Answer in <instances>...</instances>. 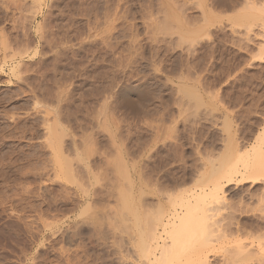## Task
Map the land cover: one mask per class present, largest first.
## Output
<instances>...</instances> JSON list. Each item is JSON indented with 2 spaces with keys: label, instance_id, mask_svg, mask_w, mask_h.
Wrapping results in <instances>:
<instances>
[{
  "label": "rangeland",
  "instance_id": "obj_1",
  "mask_svg": "<svg viewBox=\"0 0 264 264\" xmlns=\"http://www.w3.org/2000/svg\"><path fill=\"white\" fill-rule=\"evenodd\" d=\"M214 1L0 0V264H131L116 196L134 163L177 196L223 177L197 249L264 264V0Z\"/></svg>",
  "mask_w": 264,
  "mask_h": 264
},
{
  "label": "bare ground",
  "instance_id": "obj_2",
  "mask_svg": "<svg viewBox=\"0 0 264 264\" xmlns=\"http://www.w3.org/2000/svg\"><path fill=\"white\" fill-rule=\"evenodd\" d=\"M224 0H216L214 1V3L216 2V4L219 6L222 7V6H225L227 5V7H229L228 3H226L227 1L225 0V3L223 2ZM41 2V1H40ZM39 2V3H40ZM215 4V5H216ZM216 5V7H218ZM225 8V7H223ZM225 10V9H223ZM6 16V15H5ZM191 28V27H190ZM188 30V29H187ZM186 30V31H187ZM182 31V30H181ZM184 31V30H183ZM188 32V31H187ZM194 32V31H193ZM193 34V33H191ZM11 52V51H10ZM8 53V51H7ZM16 54V53H15ZM14 55V54H13ZM12 54L10 56H13ZM15 56V55H14ZM13 56V57H14ZM11 57V58H13ZM16 58V56H15ZM10 59V58H8ZM7 59V60H8ZM6 60V59H5ZM19 64V63H18ZM14 65V64H13ZM21 65V63H20ZM2 68V67H1ZM14 68V66H13ZM19 68V67H18ZM21 68V67H20ZM28 68V67H27ZM16 69V68H15ZM20 72V71H19ZM22 72V71H21ZM20 72V73H21ZM28 72V71H27ZM32 72V71H31ZM30 73V72H29ZM22 74V73H21ZM18 75V74H17ZM26 76V75H25ZM16 77V76H15ZM21 78V77H20ZM19 78V79H20ZM20 81V80H19ZM22 82V81H20ZM62 87V86H61ZM63 88V87H62ZM121 89V88H120ZM130 89V88H129ZM128 91V89H127ZM126 91V92H127ZM58 93V92H57ZM64 93V92H63ZM192 93V96H194L193 92ZM191 93L189 95H191ZM52 95V94H51ZM60 94H58L59 96ZM196 95V94H195ZM57 97V95L55 96ZM117 97V96H116ZM198 97V96H197ZM60 98H61V95H60ZM58 97V99H60ZM114 98V96H113ZM121 98V97H120ZM125 98V97H124ZM57 99V100H58ZM65 99V98H64ZM106 99V98H105ZM198 99V98H196ZM194 98V100H196ZM108 100V99H107ZM111 100V99H110ZM109 100V101H110ZM119 100V99H118ZM122 100V99H121ZM129 100V99H128ZM131 100V99H130ZM65 101V100H64ZM105 101V100H103ZM199 101V104L201 103L200 101L201 100H198ZM37 102V101H36ZM59 102V101H58ZM127 103V102H126ZM197 103V102H196ZM104 104V103H103ZM111 104V103H110ZM134 104V103H133ZM57 105V104H56ZM129 105V104H128ZM119 106V105H118ZM51 107V106H49ZM56 107V106H55ZM58 107V106H57ZM105 107V106H103ZM59 108V107H58ZM61 108V107H60ZM33 109V108H32ZM52 109V108H51ZM51 109L48 111L47 108H46V111H43L44 114H49L51 113ZM54 109V107H53ZM147 109V108H146ZM149 109V108H148ZM60 110V109H59ZM144 110V109H143ZM54 111V110H53ZM60 112V111H59ZM109 113V112H108ZM56 114V113H55ZM53 115V114H52ZM68 115V114H67ZM48 116V115H47ZM41 117V116H40ZM53 117V116H52ZM56 117V115H55ZM65 117V116H64ZM49 118V116L47 117V119ZM52 119V118H51ZM44 120H46V118H44ZM50 120V119H49ZM12 121V120H11ZM48 121V120H47ZM46 121V124L45 125V122L42 123L44 124V126H46V128H48V123ZM52 122V121H51ZM57 122V121H56ZM13 124V123H12ZM92 124V122H91ZM52 126V125H51ZM18 127V126H16ZM43 127V126H42ZM41 127V128H42ZM8 128V127H7ZM45 128V130H46ZM50 128V127H49ZM17 129V128H15ZM15 129L12 131L13 133L16 132ZM29 129V128H28ZM60 129V128H59ZM48 130V129H47ZM51 130V128H50ZM49 130V131H50ZM7 131V130H6ZM11 132V133H12ZM19 132V131H18ZM48 132V131H47ZM46 132L45 136L44 137H47L48 135L50 136V134H48ZM55 132V131H54ZM111 131H109L110 133ZM12 133V134H13ZM51 133V132H50ZM60 133V132H59ZM10 134V133H9ZM48 134V135H47ZM133 134V133H132ZM11 135V134H10ZM47 135V136H46ZM54 135V134H52ZM59 135V134H58ZM65 135V134H64ZM134 135V134H133ZM154 135V134H153ZM48 136V137H49ZM66 136V135H65ZM155 136V135H154ZM157 136V135H156ZM161 136V135H160ZM163 136V134H162ZM264 136V134H263ZM59 137V136H58ZM50 138V137H49ZM53 138V137H52ZM143 138V137H142ZM153 138V137H152ZM156 138V137H155ZM263 138V137H262ZM47 139V140H46ZM45 140L46 141H49L48 138H46ZM59 139V138H58ZM159 139V138H158ZM264 139V138H263ZM53 140V139H52ZM153 140V139H152ZM64 141V139H63ZM144 141V140H143ZM157 142V140H155ZM48 143V142H47ZM64 143V142H63ZM113 143V142H112ZM152 143V142H151ZM232 143V142H231ZM49 145L51 144L52 145V142L49 141L48 143ZM58 144V143H57ZM77 144V143H76ZM230 144V142H229ZM234 144V143H232ZM56 145V144H55ZM143 145V144H142ZM145 145H147L145 143ZM150 145V144H149ZM78 146V145H77ZM47 147V146H46ZM75 147V146H74ZM228 148V146H226ZM231 147L233 148V145H231ZM3 148V147H2ZM44 148V147H43ZM52 146H50V150H52ZM241 148V147H240ZM255 148V147H254ZM42 149V148H41ZM48 149V148H47ZM64 149V148H63ZM80 149V148H79ZM144 149V148H143ZM232 151L231 148H228ZM235 149V148H234ZM233 149V150H234ZM252 149V148H251ZM60 150V149H59ZM153 150V149H152ZM230 150H229V153H230ZM151 151V150H150ZM4 152V151H3ZM45 152V151H44ZM57 152V150H56ZM60 152V151H59ZM233 152V151H232ZM24 153V152H23ZM150 153V152H149ZM239 153V152H238ZM264 153V152H263ZM66 154V153H65ZM256 154V153H255ZM7 155V154H6ZM54 155H55V152H54ZM62 155V153L60 154ZM59 155V156H60ZM240 155V154H238ZM260 154H256V158H255V162L254 163H257V165L261 166V164H258L259 162L263 161V157L264 155H262L261 159L260 157L258 156ZM66 156V155H65ZM261 156V155H260ZM6 157H9V156H6ZM20 157V155H19ZM23 157V156H22ZM21 157V158H22ZM25 157V156H24ZM57 157V156H56ZM55 157V158H56ZM61 157V156H60ZM136 157V156H135ZM150 157V156H149ZM148 157V159H149ZM259 157V159H258ZM17 158V157H16ZM20 158V159H21ZM58 158V157H57ZM68 158V156H67ZM108 158V157H107ZM106 158V159H107ZM240 158V157H239ZM238 158V159H239ZM59 159V158H58ZM64 159V158H63ZM69 159V158H68ZM135 159V158H134ZM138 159V158H137ZM204 159V158H203ZM257 159H258V162H257ZM62 160V159H61ZM66 160V158H65ZM260 160V161H259ZM15 161V160H14ZM17 161V160H16ZM16 161L14 163H16ZM212 161V160H211ZM241 162H243L242 160H240ZM62 162V161H61ZM120 162V161H119ZM122 162H123V159H122ZM133 162V160H132ZM213 162V161H212ZM221 162V160H220ZM237 162V161H236ZM121 163V162H120ZM143 163V162H142ZM238 163V162H237ZM250 163V162H249ZM252 163H253V160H252ZM251 163V166L253 165ZM262 163V162H261ZM11 164V163H10ZM13 164V163H12ZM118 164V163H117ZM148 164V163H147ZM233 164V163H232ZM231 164V165H232ZM236 164V163H235ZM234 164V165H235ZM246 165V163H244ZM243 164V165H244ZM263 164H264V161H263ZM262 164V165H263ZM14 165V164H13ZM12 165V166H13ZM110 165V163H109ZM113 165V163H112ZM111 165V166H112ZM115 165V164H114ZM132 165V164H131ZM145 165V164H144ZM222 165V164H221ZM230 165V164H229ZM249 165V164H248ZM6 166V165H5ZM11 166V165H10ZM109 166V167H111ZM119 166H121L122 168V165L120 164ZM242 166V165H241ZM251 166L249 169H251ZM254 166V167H256ZM258 166V167H259ZM123 167H124V163H123ZM127 167V166H126ZM226 167V166H225ZM240 167V166H239ZM244 168H246V166H242ZM240 167V168H242ZM252 167V169L254 168ZM257 167V171L255 172H263L264 168L261 169L263 166H261V168H258ZM12 168V167H11ZM115 167H113L114 169ZM119 171L120 168L116 167ZM216 168V167H215ZM220 168V167H219ZM231 167L230 169V172L234 171L233 169L236 168L234 167ZM13 169V168H12ZM112 169V168H111ZM116 169V170H117ZM123 169V168H122ZM146 169V168H145ZM213 169V168H212ZM211 169V175L213 174L212 172L215 171ZM237 169V168H236ZM243 169V168H242ZM248 169V168H247ZM263 170V171H260V170ZM60 170V169H59ZM208 170V169H207ZM239 171V169H237ZM245 170V169H244ZM114 171V170H113ZM146 171V170H145ZM144 171V172H145ZM210 171V170H208ZM227 173H228V170H226ZM247 171V170H245ZM251 171V170H250ZM254 172V170H252ZM61 173V171H59ZM122 172V171H121ZM120 172V173H121ZM216 172V171H215ZM214 172V173H215ZM241 172V171H240ZM238 172L237 174H241L240 176V179H244L245 176V172ZM254 172V175L251 174L249 175L248 174V177L250 178H254L255 180V177H258V173H255ZM16 173V172H14ZM20 173V172H18ZM65 173V172H64ZM120 173H117L118 176ZM201 173V172H200ZM233 173V172H232ZM249 173V171H248ZM1 174V173H0ZM7 174V173H6ZM191 174V173H190ZM195 174V173H194ZM199 174V173H198ZM208 174V172H207ZM237 174L235 176H237ZM263 174V173H262ZM20 175V174H19ZM64 175V174H63ZM115 175V174H114ZM228 176V179L230 178L231 180V174H226ZM22 176V175H21ZM116 176V175H115ZM118 176H116L115 178H117ZM123 176V175H122ZM154 176V175H153ZM203 176H206V173L205 175ZM20 177V176H19ZM66 177V176H65ZM63 177V178H65ZM71 177V176H70ZM90 177V176H89ZM166 177V176H165ZM210 177V176H209ZM264 177V176H263ZM74 178V177H73ZM72 178V180H74ZM122 178V177H120ZM124 178V177H123ZM122 178V179H123ZM161 178V177H160ZM238 178V177H237ZM91 179V178H90ZM119 179V178H118ZM128 179H129V186L128 189L126 188V192L128 190V193L125 192V190H120V192L124 193V197H123V194L121 196L120 192L117 191V196H116V204H117V207L115 205V207L118 209V211H122L124 209L123 212H127V219L126 221L129 222V224L127 225H130L129 227H125L127 229H129L130 233L131 234H128V236H131V249H130V254H129V257H131L130 259H132V262L131 264H210V259L208 258V256L203 252L202 248L203 246H206V244L208 243L206 238H211L210 237V234L211 232L213 233V226H216V224L212 226V229H211V226L212 224L209 223V225L207 224L208 220H207V213H215V211L219 212L221 210H223L221 208V205L224 203V198L221 196V191L222 190V186L224 184H229L228 183H224L222 185V179L224 180L223 177H220V176H213L211 178H209V180L207 181H203L199 186L198 188L195 190L192 191V193L189 192V194H187L186 196H177L175 194H172L167 192V191H163L161 192V189H158L160 192H157L156 189L154 190H149V188L153 185H151V183L149 182V180H147L146 177L144 176H141L139 175V172H138V168H137V165L136 163H134L131 167H130V170H129V173H128ZM163 179V178H162ZM235 179V178H234ZM239 179V180H240ZM241 179V180H242ZM258 179V178H257ZM35 180V179H34ZM174 180V179H173ZM197 180V179H196ZM205 180V179H204ZM264 180V179H263ZM78 181V180H77ZM76 181V182H77ZM121 181V180H120ZM127 181V180H126ZM125 181V182H126ZM227 181V180H226ZM236 181V180H235ZM244 181H246L244 179ZM243 181V183H244ZM253 181V180H252ZM37 182V181H36ZM35 182V183H36ZM124 183V180L122 181ZM121 182V183H122ZM170 182V181H169ZM231 182V181H230ZM238 180L235 182V184H237ZM247 182V181H246ZM177 183V181H176ZM255 183V182H254ZM40 184V183H39ZM126 184V183H125ZM175 184V183H174ZM233 184V183H232ZM31 185V184H30ZM169 185V184H168ZM239 185V184H238ZM170 186V185H169ZM185 186V185H184ZM177 187V186H175ZM46 188V187H45ZM184 188V187H183ZM230 188V187H229ZM234 188V187H233ZM247 188V186H246ZM25 189V188H24ZM118 189H120V187H118ZM168 189V188H167ZM182 189V188H179V190ZM228 189V188H227ZM235 189V188H234ZM248 189V188H247ZM172 190V189H171ZM174 190V189H173ZM169 191V190H168ZM176 191V190H175ZM181 191V190H180ZM230 191V190H229ZM244 191V190H243ZM246 191V190H245ZM164 192V193H163ZM225 192V191H224ZM24 193V191H23ZM29 193V192H28ZM151 193L154 195H161L162 198H160V202L158 203V205L155 207V201H154V204H151L149 203L148 201L150 200L148 198V194ZM169 193V194H168ZM187 193V192H186ZM241 193V192H240ZM33 194V193H32ZM185 194V193H184ZM242 194V193H241ZM264 194V193H263ZM29 195V194H28ZM39 195V194H38ZM150 195V194H149ZM156 195V196H157ZM183 195V194H182ZM222 195L224 196V193L222 192ZM234 195V194H233ZM249 195H250V192H249ZM40 196V195H39ZM253 196V194H252ZM118 197V198H117ZM247 197V196H246ZM260 197L262 198V196L260 195ZM124 198V199H122ZM159 198V197H158ZM254 198V197H253ZM29 199V197H28ZM27 199V200H28ZM48 200V199H47ZM260 200V198H259ZM32 203V202H31ZM47 205V204H46ZM45 205V206H46ZM49 205V204H48ZM47 205V206H48ZM225 205V203H224ZM229 206V205H228ZM48 208V207H46ZM114 208V209H116ZM221 208V210H220ZM227 208V207H226ZM230 208V207H229ZM32 209V208H31ZM126 209V210H125ZM46 211V209H45ZM44 211V212H45ZM116 211V210H115ZM117 212V211H116ZM122 212V213H123ZM216 212V213H217ZM39 213V212H38ZM47 212H45V214H47ZM50 213V212H49ZM215 213V214H216ZM121 214V212H120ZM120 214H118V216L120 217V220H123L121 219V216ZM213 214V217L214 215ZM40 215V214H39ZM116 215V213H115ZM122 215V214H121ZM212 215V214H211ZM216 215H219V214H216ZM215 215V216H216ZM42 216V215H41ZM46 216V215H45ZM124 216V215H123ZM225 216V215H224ZM19 217V216H18ZM39 217V216H38ZM226 217V216H225ZM229 217V216H228ZM41 219L44 218V217H40ZM39 218V219H40ZM232 218V217H231ZM21 219V218H20ZM40 219V220H41ZM119 219V218H117ZM212 219V217L210 218ZM225 219L223 220V222H225ZM230 219V218H229ZM229 219H228V222H229ZM18 220V219H17ZM118 221V224L119 222L121 221ZM221 220V219H220ZM231 220V219H230ZM249 220V219H248ZM19 221V220H18ZM47 222V220H45ZM44 219H43V224H44ZM125 221V220H124ZM21 222V221H20ZM45 222V223H46ZM116 222V224H117ZM210 222V221H209ZM215 222V221H214ZM227 222V223H228ZM217 223H221V222H217ZM249 223V222H247ZM48 224V225H47ZM79 224V223H78ZM223 224V223H222ZM46 227L49 226V223H46L45 224ZM122 225V224H120ZM228 225V224H227ZM232 224H230L231 226ZM220 225H218L219 227ZM226 226V225H225ZM234 226V225H233ZM249 226V225H248ZM120 227V226H119ZM131 227V228H130ZM217 227V226H216ZM222 227V225H221ZM229 227V226H228ZM250 227V226H249ZM84 228V227H83ZM251 228V227H250ZM228 229V228H227ZM249 229V228H247ZM126 230V229H125ZM222 230V229H221ZM243 230V229H242ZM128 231V230H126ZM128 231V232H129ZM217 231V229L215 230ZM214 231V232H215ZM224 232H226L225 230H223ZM250 231V230H249ZM252 231V230H251ZM80 232V231H79ZM127 232V233H128ZM228 232V231H227ZM247 233V231H245ZM126 233V234H127ZM233 233V232H232ZM252 233V232H250ZM218 234V233H217ZM12 235V234H11ZM70 235V234H69ZM250 235V234H249ZM28 236V235H27ZM71 236V235H70ZM204 236V239L205 244L203 243H200L199 242V246L198 247H202L200 248L201 250L197 249V242L199 241V239L203 238ZM223 236V235H222ZM221 236V237H222ZM251 236V235H250ZM254 236V235H253ZM256 236V235H255ZM8 237V236H7ZM29 237V236H28ZM68 237V236H67ZM72 237H73V234H72ZM71 237V238H72ZM77 237V236H76ZM213 237V236H212ZM9 238V237H8ZM255 238V237H254ZM257 238V237H256ZM259 238V237H258ZM261 238V237H260ZM68 239H70L68 237ZM67 239V241H68ZM75 239V238H74ZM203 239V240H204ZM212 239V238H211ZM218 239V238H216ZM198 240V241H197ZM219 240V239H218ZM223 240V239H222ZM209 241H212V240H209ZM251 241V240H250ZM72 242V241H71ZM129 242V243H130ZM204 242V241H203ZM251 243V242H250ZM203 244V245H202ZM240 246L237 245V248L234 249L235 251H237L235 254H237L239 256V254L242 256V260L243 261V264H245L247 261L250 262V258H252V256H255L252 254V252L250 251L251 249L250 246H245L243 245V243H239ZM196 245V247H195ZM236 245V244H235ZM264 245V244H263ZM75 246V244L73 245ZM209 245H207L208 247ZM253 246V245H252ZM247 247H249L247 249ZM254 248V247H252ZM128 249V248H127ZM204 249V248H203ZM211 249V248H210ZM220 249V248H219ZM121 251V250H120ZM129 251V250H128ZM234 252V251H233ZM254 253V252H253ZM256 253V251H255ZM264 251L260 250L259 252V255L261 258L264 259ZM229 254V253H228ZM227 254V255H228ZM232 254V253H231ZM256 255H258L256 253ZM229 256V255H228ZM120 257V256H119ZM126 257V256H125ZM244 257V258H243ZM227 258V256H226ZM232 258V257H231ZM241 257L237 258V259H240ZM128 259V257H127ZM228 259V258H227ZM250 259V260H249ZM235 256H234V259L232 260L231 263L233 264H237L238 263V260H237V263H235ZM246 261V262H245ZM240 262V260H239ZM257 262V260H256ZM264 262V261H263ZM230 263V262H229ZM242 263V262H241ZM248 263V262H247ZM246 263V264H247ZM260 263V262H259ZM258 263V264H259ZM257 264V263H256Z\"/></svg>",
  "mask_w": 264,
  "mask_h": 264
}]
</instances>
